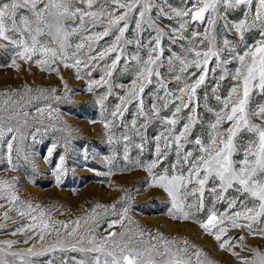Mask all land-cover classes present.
<instances>
[{
  "label": "snow or ice",
  "instance_id": "1",
  "mask_svg": "<svg viewBox=\"0 0 264 264\" xmlns=\"http://www.w3.org/2000/svg\"><path fill=\"white\" fill-rule=\"evenodd\" d=\"M235 11L243 18L230 21ZM165 20L171 23L162 27ZM251 32L259 34L254 43L246 40ZM221 33H234L238 39L225 35L221 41ZM108 37L111 42L101 45ZM0 48L9 52L12 68L19 69L22 62L57 75L61 67L74 69L77 78L87 80V90L97 95L109 142L122 141L128 166L142 167L152 184L167 194L172 219L198 223L241 264H264V252L245 244L248 235L264 238V102H254L255 96L264 97V0H180L179 6L170 0H0ZM121 63L124 71L135 73L123 94L114 93L113 83ZM98 68L103 74L92 79ZM210 78L215 83L209 93ZM228 78L234 84L223 96L221 85ZM97 88L107 91L98 95ZM65 89L71 91L66 84ZM38 91L47 98L49 90ZM50 91L55 94L57 89ZM114 94L119 102L110 108L105 102ZM130 106L135 111L128 120ZM201 106L211 119L198 111ZM36 111L43 116L45 109ZM0 112H7L0 116V143L6 145L8 164L15 169L13 153L19 158L26 135L35 141L40 129L25 131L27 111ZM153 127L159 131L150 136ZM116 128L123 129L119 136L111 134ZM153 147L154 158L140 159ZM55 148L53 144L48 149L46 159ZM114 158L106 160L111 164ZM59 159L57 184L65 171V157ZM16 180L0 179V209L5 221L12 219L11 212L29 221L12 235L23 234L22 242L32 241V246L13 250L21 241H0L5 246L0 247V264H34L32 257L49 252L80 254L64 255L60 264H213L186 239L128 227L133 222L125 196L110 206L96 205L105 213L110 208L114 217L106 235L99 236L91 224L96 208L92 217L55 221L39 203L21 198ZM218 203L226 208L219 209ZM116 225L121 230H113ZM233 229L243 234L229 235ZM53 233L55 239L49 242L46 237ZM236 248L251 252V258Z\"/></svg>",
  "mask_w": 264,
  "mask_h": 264
},
{
  "label": "rangeland",
  "instance_id": "2",
  "mask_svg": "<svg viewBox=\"0 0 264 264\" xmlns=\"http://www.w3.org/2000/svg\"><path fill=\"white\" fill-rule=\"evenodd\" d=\"M176 6L180 5V0H170ZM243 18L240 11L229 14L230 21H238ZM171 23L165 20L162 27ZM222 23V22H221ZM202 31V29H201ZM131 35V33H129ZM227 36L229 39H238L234 33H221L220 39ZM111 37L101 41V45L111 42ZM259 39L257 32L246 33V40L254 43ZM243 46L241 45V48ZM166 55L167 42L165 41ZM11 56L6 49L0 48V108H7L9 111L29 112L28 125L25 129L27 133L35 132V141L31 135H26L23 141L22 152L17 158L13 153V169L6 158V145L0 143V179H10L16 177V187L22 199H27L33 204L39 203L42 208L51 212L55 221H70L84 216H93L92 210L97 204L110 206L118 201L121 196L127 199V206L130 208L128 215L131 217L132 224L128 227L137 226L147 229L152 233L160 232L165 237L186 239L190 244L203 250L206 259L213 264H241V261L233 257L229 252L219 248L214 237L204 233L199 224L192 221L174 220L169 215L171 209L170 199L162 189L152 184L147 172L140 166H128V162L123 159V142L117 143L115 140L109 142L107 132L101 123V109L96 103L97 95L87 90V80L77 78L75 70L72 68H60V75L37 68L34 64L29 69L27 64L21 62L19 69L8 66ZM237 65L232 63L230 68L234 69ZM99 68L92 73V79H99L102 75ZM63 76V81L60 76ZM135 78L134 71L123 70L121 63L120 69L114 73L113 83L114 93L123 94L132 86ZM210 78V87L214 85ZM67 89L71 91L66 92ZM234 81L230 78L222 82L221 94L227 96L233 86ZM27 86V88L25 87ZM57 89L55 94L51 89ZM31 89V92L27 91ZM49 90L47 98L40 97L38 90ZM151 89H146V93ZM107 88H97L98 95L106 93ZM204 90L201 89L199 95L203 97ZM53 95L61 97L60 100L53 98ZM40 97V98H36ZM67 97V98H65ZM8 104H5V101ZM117 96L114 94L105 102L110 108L118 103ZM254 102H264V97L255 96ZM145 103L150 104L151 99L145 95ZM211 103L216 106L217 102L213 98ZM201 105L203 100L201 99ZM19 106V107H17ZM37 108L45 109L43 116L36 111ZM51 111V118L49 110ZM135 111L130 106L129 113H126L128 120H131V113ZM198 111L203 113L206 118L211 119L212 114L205 112L201 106ZM0 116H7V112H0ZM9 123L7 119L4 124ZM15 124V120L11 121ZM47 129V130H45ZM123 129H111V134L119 136ZM158 128H150L149 135L154 136L158 133ZM197 131L200 129L198 127ZM247 135V134H245ZM55 144L52 157L47 158L48 149ZM29 157L28 160L24 156ZM60 156L65 157V171L61 176V182L57 184V176L54 174L57 164L60 163ZM133 159L137 158V153L133 151ZM115 157L111 164L106 158ZM154 158V147L151 151L145 152L140 159L145 162ZM174 159V157H173ZM126 169V170H125ZM4 203V201H0ZM217 207L221 210L226 208V204L218 203ZM12 219H3V209H0V241L19 240L21 242L13 245V250H20L32 246V241L28 244L22 242L23 234L12 235L17 227L29 221L20 218L15 212L9 214ZM114 219L111 209L107 213L103 208H96V215L91 224L96 227L99 236L106 235L105 229L108 222ZM127 225V221H125ZM121 230L119 225L113 229ZM243 233L239 229H233L229 235L238 237ZM49 242L55 239V233L46 237ZM245 244L249 248H256L264 252V238L257 235H248ZM39 249L40 242L36 243ZM0 247H5L0 244ZM241 256L251 258L252 253L240 251ZM64 255L68 257H79V253H51L45 256L32 257L34 264H47L49 260H55L60 264V258ZM11 259V257H9Z\"/></svg>",
  "mask_w": 264,
  "mask_h": 264
}]
</instances>
